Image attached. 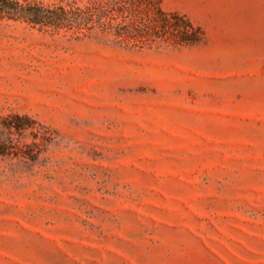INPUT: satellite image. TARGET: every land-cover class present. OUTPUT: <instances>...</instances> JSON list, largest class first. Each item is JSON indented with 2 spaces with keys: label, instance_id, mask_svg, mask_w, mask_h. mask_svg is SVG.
I'll list each match as a JSON object with an SVG mask.
<instances>
[{
  "label": "rangeland",
  "instance_id": "obj_1",
  "mask_svg": "<svg viewBox=\"0 0 264 264\" xmlns=\"http://www.w3.org/2000/svg\"><path fill=\"white\" fill-rule=\"evenodd\" d=\"M28 1L67 20L0 19L38 151L0 161V264H264V0Z\"/></svg>",
  "mask_w": 264,
  "mask_h": 264
},
{
  "label": "trees",
  "instance_id": "obj_2",
  "mask_svg": "<svg viewBox=\"0 0 264 264\" xmlns=\"http://www.w3.org/2000/svg\"><path fill=\"white\" fill-rule=\"evenodd\" d=\"M67 11L61 7L49 9L28 0H0V19L21 21L32 26L60 28L67 20ZM31 126L30 119L18 114L0 115V161L33 160L37 152L24 150L21 131ZM21 158V159H20Z\"/></svg>",
  "mask_w": 264,
  "mask_h": 264
}]
</instances>
